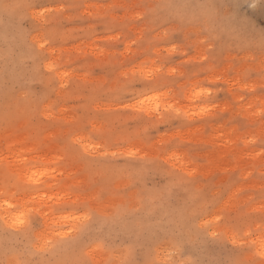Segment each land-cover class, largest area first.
<instances>
[{
  "label": "rangeland",
  "instance_id": "1",
  "mask_svg": "<svg viewBox=\"0 0 264 264\" xmlns=\"http://www.w3.org/2000/svg\"><path fill=\"white\" fill-rule=\"evenodd\" d=\"M0 264H264V0H0Z\"/></svg>",
  "mask_w": 264,
  "mask_h": 264
},
{
  "label": "bare ground",
  "instance_id": "2",
  "mask_svg": "<svg viewBox=\"0 0 264 264\" xmlns=\"http://www.w3.org/2000/svg\"><path fill=\"white\" fill-rule=\"evenodd\" d=\"M200 89H201V88H200ZM197 92H198V91H197ZM155 94H156V93H155ZM163 96H164V95H163ZM196 97H197V96H196ZM150 98H151V97H150ZM150 98H149V99H150ZM156 99H157V98H156ZM150 101H152V100L150 99ZM152 102H153L152 105L155 106V105H154V101H152ZM156 103H157V102H156ZM145 104H146V103H145ZM147 105H148V103H147ZM150 107H151V106H150ZM200 108H201V106H200ZM200 108H199V109H200ZM156 110H157V109H156ZM197 110H198V109H197ZM202 111H203V110H202ZM198 112H199V111H198ZM200 113H201V112H200Z\"/></svg>",
  "mask_w": 264,
  "mask_h": 264
}]
</instances>
